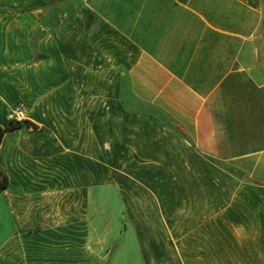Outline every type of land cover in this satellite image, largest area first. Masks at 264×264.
Instances as JSON below:
<instances>
[{
  "label": "crops",
  "instance_id": "0c3cea01",
  "mask_svg": "<svg viewBox=\"0 0 264 264\" xmlns=\"http://www.w3.org/2000/svg\"><path fill=\"white\" fill-rule=\"evenodd\" d=\"M20 102L0 264H264V0H0Z\"/></svg>",
  "mask_w": 264,
  "mask_h": 264
},
{
  "label": "built area",
  "instance_id": "2783aa9c",
  "mask_svg": "<svg viewBox=\"0 0 264 264\" xmlns=\"http://www.w3.org/2000/svg\"><path fill=\"white\" fill-rule=\"evenodd\" d=\"M9 117H10L11 123L16 125V126L21 124L22 122H25L27 119V106H26V104L23 102L16 104L12 108ZM28 129L33 130V129H35V126L33 124H29Z\"/></svg>",
  "mask_w": 264,
  "mask_h": 264
},
{
  "label": "trees",
  "instance_id": "16d2710c",
  "mask_svg": "<svg viewBox=\"0 0 264 264\" xmlns=\"http://www.w3.org/2000/svg\"><path fill=\"white\" fill-rule=\"evenodd\" d=\"M27 124L29 125L30 123H27ZM18 127H20V124L16 126V125H14V124H12V123H11V126H10L9 128L2 129V128L0 127V144H1L2 139H3V137H4V135H5V133H6L7 131L12 130V129H15V128H18ZM7 185H8L7 178H6V176L0 171V191L4 190V189L7 187Z\"/></svg>",
  "mask_w": 264,
  "mask_h": 264
}]
</instances>
